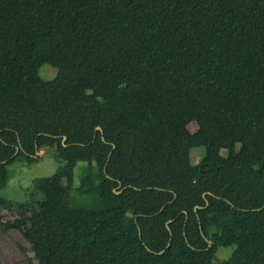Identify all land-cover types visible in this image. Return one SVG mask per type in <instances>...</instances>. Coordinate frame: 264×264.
<instances>
[{"label":"trees","instance_id":"trees-1","mask_svg":"<svg viewBox=\"0 0 264 264\" xmlns=\"http://www.w3.org/2000/svg\"><path fill=\"white\" fill-rule=\"evenodd\" d=\"M0 229L37 264H264V0H0Z\"/></svg>","mask_w":264,"mask_h":264},{"label":"rangeland","instance_id":"rangeland-1","mask_svg":"<svg viewBox=\"0 0 264 264\" xmlns=\"http://www.w3.org/2000/svg\"><path fill=\"white\" fill-rule=\"evenodd\" d=\"M58 69L46 65L41 70V76L45 80H54L58 76ZM239 148H241V145ZM201 149L191 152L192 164L200 161ZM222 155L228 156V151H222ZM38 158L33 164L29 165L27 161H17L9 166L11 167V177L1 191V195L10 199L15 205L29 200V193L33 189L36 178L50 177L61 165L64 160L58 158L56 148H44L38 151ZM85 163H77L75 167V187L80 185V174L85 167ZM35 199L43 200L44 196L36 194ZM235 246L221 248L218 253V260H225L232 256ZM34 253L30 251V244L25 240L18 230H9L4 232L0 229V264H37Z\"/></svg>","mask_w":264,"mask_h":264},{"label":"water","instance_id":"water-1","mask_svg":"<svg viewBox=\"0 0 264 264\" xmlns=\"http://www.w3.org/2000/svg\"><path fill=\"white\" fill-rule=\"evenodd\" d=\"M97 130H98V131H100V130H101V128H100V127H98V128H97ZM67 141H68V137H65V141H64V142H67ZM37 154H38V151L36 152V155H37ZM195 209H196V208H195Z\"/></svg>","mask_w":264,"mask_h":264}]
</instances>
